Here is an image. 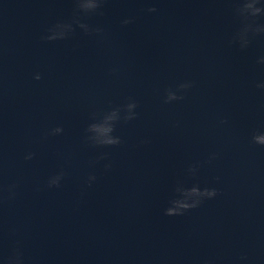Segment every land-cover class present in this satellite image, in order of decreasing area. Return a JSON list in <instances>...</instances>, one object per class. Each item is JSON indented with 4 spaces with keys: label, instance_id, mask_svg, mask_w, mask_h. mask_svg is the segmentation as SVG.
<instances>
[{
    "label": "water",
    "instance_id": "water-1",
    "mask_svg": "<svg viewBox=\"0 0 264 264\" xmlns=\"http://www.w3.org/2000/svg\"><path fill=\"white\" fill-rule=\"evenodd\" d=\"M0 264H264V0H0Z\"/></svg>",
    "mask_w": 264,
    "mask_h": 264
},
{
    "label": "clouds",
    "instance_id": "clouds-1",
    "mask_svg": "<svg viewBox=\"0 0 264 264\" xmlns=\"http://www.w3.org/2000/svg\"><path fill=\"white\" fill-rule=\"evenodd\" d=\"M36 79L39 80L40 77L37 76ZM211 195L216 196L217 193H216L215 191H213V192L211 193ZM197 206H198V204H193V205H180V208L183 209L182 211H171V210H170V211L166 212V215H168V216H178V215H183L185 211H188V210H190L191 208H194V207H197Z\"/></svg>",
    "mask_w": 264,
    "mask_h": 264
}]
</instances>
